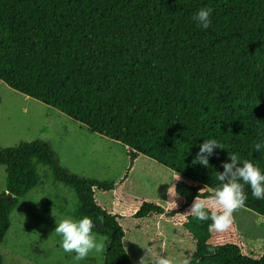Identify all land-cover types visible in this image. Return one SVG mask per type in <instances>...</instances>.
<instances>
[{
  "label": "trees",
  "instance_id": "16d2710c",
  "mask_svg": "<svg viewBox=\"0 0 264 264\" xmlns=\"http://www.w3.org/2000/svg\"><path fill=\"white\" fill-rule=\"evenodd\" d=\"M204 7L212 9L208 29L193 20ZM0 80L127 146L128 172L145 155L197 182L180 192L185 207L197 195L213 198L228 152L264 171V150L255 151L264 140V0H0ZM206 138L226 149L214 147L208 167L193 166ZM36 160L75 189L74 216L89 217L91 233L110 238L104 264H133L122 217L95 196L116 185L64 169L40 140L0 145V245L19 199L41 179ZM243 191L242 207L264 217V200L247 185ZM163 214L161 205L144 202L136 217ZM197 264H264V253L248 259L228 243Z\"/></svg>",
  "mask_w": 264,
  "mask_h": 264
},
{
  "label": "rangeland",
  "instance_id": "374dc122",
  "mask_svg": "<svg viewBox=\"0 0 264 264\" xmlns=\"http://www.w3.org/2000/svg\"><path fill=\"white\" fill-rule=\"evenodd\" d=\"M0 145L14 147L23 142L40 140L57 153L61 166L81 177L107 181L115 190H95L97 202L111 213L122 217L127 231L126 247L133 264L141 257L164 255L170 264H197L223 244L234 243L248 258L264 253V217L243 207L233 212V223L223 233H209V221H198L186 214L185 197L180 192L199 188L191 181L145 155L128 172L127 146L92 132L53 107L12 89L0 80ZM107 160L111 167L105 173L98 168ZM35 168L47 188L36 187L24 197L11 213V225L0 245L4 264H104L110 238L91 233L104 242L101 253L92 251L83 260L75 261L74 253H65L59 246L61 237L53 233L56 217L72 218L60 213L76 202L73 187L58 180L52 168L39 160ZM124 177L126 179L122 180ZM178 178L173 181L172 178ZM172 186L168 192L169 187ZM6 191V167L0 165V194ZM211 200V199H207ZM144 202H154L165 214L138 219ZM60 204V207L58 206ZM74 219V218H72ZM213 251L210 252L209 249ZM147 264V261H146Z\"/></svg>",
  "mask_w": 264,
  "mask_h": 264
},
{
  "label": "clouds",
  "instance_id": "9594fccd",
  "mask_svg": "<svg viewBox=\"0 0 264 264\" xmlns=\"http://www.w3.org/2000/svg\"><path fill=\"white\" fill-rule=\"evenodd\" d=\"M211 8H200L193 16V20L199 27L208 29L211 24ZM214 147L224 148L214 138H206L199 144L198 152L192 158V165L197 164L208 167L209 155ZM226 149V148H224ZM264 150V140L255 143V151ZM229 160L223 162V171H217L215 179L219 181L213 198L211 200L199 199L198 195L193 200L186 214L191 215L198 221H211L207 225L209 233H223L227 231L233 223V212L242 207L247 199L243 191V185L251 189V195L258 199L264 200V171L251 161L241 159L237 154L228 152ZM179 178V177H178ZM172 178L171 181L178 179ZM243 181V185L240 183ZM172 186L169 187L168 192ZM56 227L53 233L61 237L59 242L60 248L65 253H74L75 261L83 260L92 251L101 253L104 250L105 243L98 242L91 234L93 220L87 216L79 219L58 218L56 215ZM102 222V218H99ZM123 243V241H122ZM210 252L213 250L210 248ZM150 255L141 257L139 264H170L167 256H153L151 250L147 248ZM188 264V261H185Z\"/></svg>",
  "mask_w": 264,
  "mask_h": 264
},
{
  "label": "crops",
  "instance_id": "0c3cea01",
  "mask_svg": "<svg viewBox=\"0 0 264 264\" xmlns=\"http://www.w3.org/2000/svg\"><path fill=\"white\" fill-rule=\"evenodd\" d=\"M111 167V161L110 160H107L106 162H105V164H103L101 167H99L98 168V171L100 172V173H105L106 171H108L109 170V168ZM41 185V186H40ZM47 183H45V181H42L41 179L37 182V185L32 189V190H34L36 187H43V188H47ZM31 190V191H32ZM30 193V192H29ZM28 193V194H29ZM27 194V195H28ZM26 195V196H27ZM26 196H24V197H26ZM24 197H22V198H24ZM79 205V200H78V197L76 196V202H74V201H71V206H69V207H66V209L65 210H63V209H60V213H62V214H66V215H68V216H71L72 218H74V219H78L77 217H75L74 216V214H73V211H74V209H75V207L76 206H78ZM58 206L60 207V204H58Z\"/></svg>",
  "mask_w": 264,
  "mask_h": 264
}]
</instances>
